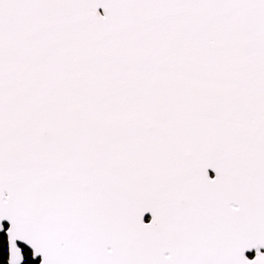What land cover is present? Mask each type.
<instances>
[{"label":"snow or ice","instance_id":"1","mask_svg":"<svg viewBox=\"0 0 264 264\" xmlns=\"http://www.w3.org/2000/svg\"><path fill=\"white\" fill-rule=\"evenodd\" d=\"M0 264H264V0H0Z\"/></svg>","mask_w":264,"mask_h":264}]
</instances>
